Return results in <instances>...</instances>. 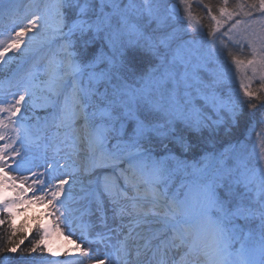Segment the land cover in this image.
Masks as SVG:
<instances>
[{
	"label": "snow or ice",
	"instance_id": "1",
	"mask_svg": "<svg viewBox=\"0 0 264 264\" xmlns=\"http://www.w3.org/2000/svg\"><path fill=\"white\" fill-rule=\"evenodd\" d=\"M176 5L0 0V264H264V0Z\"/></svg>",
	"mask_w": 264,
	"mask_h": 264
},
{
	"label": "trees",
	"instance_id": "2",
	"mask_svg": "<svg viewBox=\"0 0 264 264\" xmlns=\"http://www.w3.org/2000/svg\"><path fill=\"white\" fill-rule=\"evenodd\" d=\"M194 11L198 15H203V11L201 9H199V8H196L195 6H194ZM261 113H264V106H258V110L256 112V116L254 117L255 121L259 122ZM245 119H247V117H245ZM257 127L260 128V127H264V126H261V125H259V123H257ZM0 217H2V216H0ZM14 225L16 227H23L25 229V231L29 235V239L25 240L24 244L21 245V247L23 248V247L30 246L31 240L35 237V232H34V225L35 224L33 222V219L28 217L24 221L20 220L19 222L14 223ZM10 231L11 230L8 229L7 225L0 226V246H4V244L6 243V240H7V235L10 233ZM18 235H22V233H18ZM14 255L18 257L20 255V253L17 252ZM33 256H38V254L37 253H33ZM2 258L3 257H0V259H2ZM13 264H15V261L13 262Z\"/></svg>",
	"mask_w": 264,
	"mask_h": 264
},
{
	"label": "rangeland",
	"instance_id": "3",
	"mask_svg": "<svg viewBox=\"0 0 264 264\" xmlns=\"http://www.w3.org/2000/svg\"><path fill=\"white\" fill-rule=\"evenodd\" d=\"M170 5H176V0H168ZM181 14H182V9H181ZM1 73V72H0ZM4 74H6V72H3ZM44 209L43 208H37L35 205H31L28 206L26 209L25 208H21V210L18 212L17 216L15 217V222L17 223L19 220L24 221L26 218L30 217L33 219L34 224L37 222V218L41 216V214L43 213ZM3 214H0V216H2ZM47 218H43V221H46ZM17 221V222H16ZM75 238V237H74ZM50 259H61L63 260L64 257L62 256L61 258L59 257H50Z\"/></svg>",
	"mask_w": 264,
	"mask_h": 264
},
{
	"label": "bare ground",
	"instance_id": "4",
	"mask_svg": "<svg viewBox=\"0 0 264 264\" xmlns=\"http://www.w3.org/2000/svg\"><path fill=\"white\" fill-rule=\"evenodd\" d=\"M62 257V256H61ZM60 258V257H59Z\"/></svg>",
	"mask_w": 264,
	"mask_h": 264
}]
</instances>
